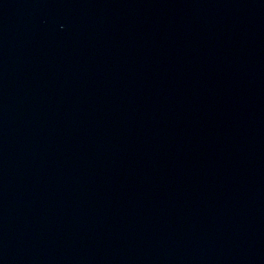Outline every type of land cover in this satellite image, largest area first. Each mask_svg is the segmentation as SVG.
Masks as SVG:
<instances>
[{"label": "water", "instance_id": "95a60500", "mask_svg": "<svg viewBox=\"0 0 264 264\" xmlns=\"http://www.w3.org/2000/svg\"><path fill=\"white\" fill-rule=\"evenodd\" d=\"M0 264H264V0H0Z\"/></svg>", "mask_w": 264, "mask_h": 264}]
</instances>
